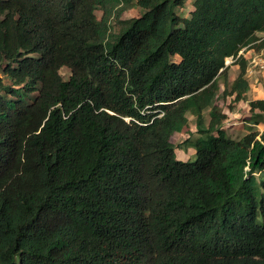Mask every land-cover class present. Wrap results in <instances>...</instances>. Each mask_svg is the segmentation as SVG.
Instances as JSON below:
<instances>
[{"label": "trees", "instance_id": "trees-1", "mask_svg": "<svg viewBox=\"0 0 264 264\" xmlns=\"http://www.w3.org/2000/svg\"><path fill=\"white\" fill-rule=\"evenodd\" d=\"M187 1L0 0V264H264V99L240 139L216 103L264 0Z\"/></svg>", "mask_w": 264, "mask_h": 264}, {"label": "rangeland", "instance_id": "rangeland-1", "mask_svg": "<svg viewBox=\"0 0 264 264\" xmlns=\"http://www.w3.org/2000/svg\"><path fill=\"white\" fill-rule=\"evenodd\" d=\"M192 9L193 7L191 0H188L186 2L185 7L179 11V14L182 17L187 18L189 17ZM141 12L142 11L138 6L131 5L130 8L128 7V9H126L120 15L117 12L113 13L112 16L110 17L111 30L115 33H118L120 28L122 27L121 23L133 17H137L139 14H141ZM102 14L103 13L100 10L96 12L98 18H101ZM258 36L262 37L261 34H259ZM245 53L248 57V66H249L251 57H253V55L256 53L264 54V48L258 50L255 46L254 48L250 47ZM228 67L229 70L227 74L226 83L223 81L224 80L223 78H221L220 80L221 91L219 93V97L217 98L216 103L221 108V110H223V112H225L228 116L223 124V130L225 131V134L234 139H240L241 137H243L245 134L248 133V127L246 125V122H249V125L251 126L254 125V120L251 119V113L249 111L250 109L249 102L253 100L264 99V72L255 71L250 74L248 73V71H246L245 78L249 82V90L246 93L245 100H242L240 102H235L233 96L224 97L222 95L224 88L226 87L229 88L231 83L234 81V79L237 77V75L240 72L239 66L234 65V63H231ZM60 73L63 79L65 80L69 79L70 76L69 69L62 68L60 70ZM0 77L3 78L5 83H10V80L7 77H5L1 71H0ZM205 115L207 117L208 112H206ZM253 127L255 130L262 131L264 130V123L263 122L258 123ZM198 138L199 135L196 134L194 119L190 115L189 124L185 126L180 132L175 133V135H173L171 139L172 144L175 146L176 158L182 161L193 160L195 154V148L193 145L195 144ZM186 140L187 142H185Z\"/></svg>", "mask_w": 264, "mask_h": 264}, {"label": "built area", "instance_id": "built-area-1", "mask_svg": "<svg viewBox=\"0 0 264 264\" xmlns=\"http://www.w3.org/2000/svg\"><path fill=\"white\" fill-rule=\"evenodd\" d=\"M240 55L245 56L244 50H242L238 54V57ZM237 58H233V57L227 58L226 62H225L226 66H229L231 63H234V61ZM247 71L250 74L255 72V71L256 72H259V71L264 72V54L263 53H256L253 55V57H251Z\"/></svg>", "mask_w": 264, "mask_h": 264}]
</instances>
